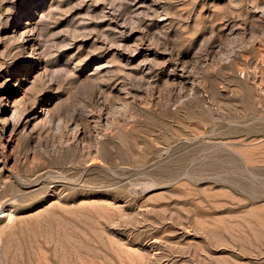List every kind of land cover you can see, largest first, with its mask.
Masks as SVG:
<instances>
[{"label": "rangeland", "instance_id": "374dc122", "mask_svg": "<svg viewBox=\"0 0 264 264\" xmlns=\"http://www.w3.org/2000/svg\"><path fill=\"white\" fill-rule=\"evenodd\" d=\"M0 208V264H264V0H0Z\"/></svg>", "mask_w": 264, "mask_h": 264}, {"label": "bare ground", "instance_id": "6f19581e", "mask_svg": "<svg viewBox=\"0 0 264 264\" xmlns=\"http://www.w3.org/2000/svg\"><path fill=\"white\" fill-rule=\"evenodd\" d=\"M133 22H134V21H133ZM136 22H137V21H136ZM135 24H136V23H135ZM136 26H137V25H136ZM128 27H129V26H128ZM61 48H62V47H61ZM2 207H3V206H2ZM0 212H1V213H0V216H2V215L5 214V210H4V209H1V208H0Z\"/></svg>", "mask_w": 264, "mask_h": 264}]
</instances>
